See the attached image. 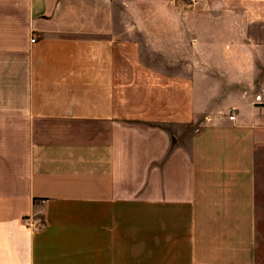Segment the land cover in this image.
Returning a JSON list of instances; mask_svg holds the SVG:
<instances>
[{"label": "crops", "instance_id": "crops-1", "mask_svg": "<svg viewBox=\"0 0 264 264\" xmlns=\"http://www.w3.org/2000/svg\"><path fill=\"white\" fill-rule=\"evenodd\" d=\"M0 264H264V0H0Z\"/></svg>", "mask_w": 264, "mask_h": 264}, {"label": "rangeland", "instance_id": "rangeland-1", "mask_svg": "<svg viewBox=\"0 0 264 264\" xmlns=\"http://www.w3.org/2000/svg\"><path fill=\"white\" fill-rule=\"evenodd\" d=\"M196 127H187L186 129H183V133L180 136H177V134L172 133L173 135H175L177 137V139L175 138V141H181L184 142V139H188V137L191 136L192 132L195 130ZM173 130V129H172Z\"/></svg>", "mask_w": 264, "mask_h": 264}, {"label": "built area", "instance_id": "built-area-1", "mask_svg": "<svg viewBox=\"0 0 264 264\" xmlns=\"http://www.w3.org/2000/svg\"><path fill=\"white\" fill-rule=\"evenodd\" d=\"M35 41H36V39H33V40H32L33 43H35ZM234 118H235L234 116H231V117H230L231 120H234Z\"/></svg>", "mask_w": 264, "mask_h": 264}]
</instances>
